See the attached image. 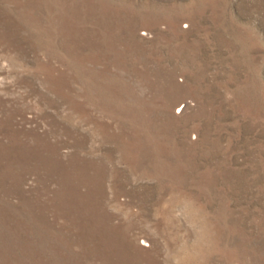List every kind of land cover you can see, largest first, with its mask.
Segmentation results:
<instances>
[{"label":"rangeland","instance_id":"1","mask_svg":"<svg viewBox=\"0 0 264 264\" xmlns=\"http://www.w3.org/2000/svg\"><path fill=\"white\" fill-rule=\"evenodd\" d=\"M0 264H264V0H0Z\"/></svg>","mask_w":264,"mask_h":264}]
</instances>
